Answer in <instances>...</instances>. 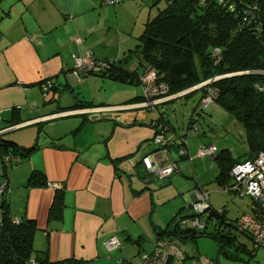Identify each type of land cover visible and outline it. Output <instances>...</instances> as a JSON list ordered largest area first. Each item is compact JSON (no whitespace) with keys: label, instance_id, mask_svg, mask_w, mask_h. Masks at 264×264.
Here are the masks:
<instances>
[{"label":"crops","instance_id":"1","mask_svg":"<svg viewBox=\"0 0 264 264\" xmlns=\"http://www.w3.org/2000/svg\"><path fill=\"white\" fill-rule=\"evenodd\" d=\"M102 5L101 0H0V130L5 132L0 137L22 147L36 145L19 163L11 162L6 169L10 192L4 199L13 217L35 221L33 245L47 250L50 262L75 259L99 264L104 253L125 249L126 241L141 243L138 250H142V243L148 240L150 251L157 232L171 219L154 214L159 204L156 191L172 180L177 182L178 177L172 178V174L168 182L152 185L138 164L142 155L155 149L150 145L154 134L150 121L161 115L170 132L179 135L169 119L157 105L140 107L141 93L112 103H96L97 99L88 101L70 88L66 79L70 77L66 72L73 70L74 52L84 55L91 50L93 58L108 60L95 51L101 37H95L94 32L107 26L104 17H99ZM78 37L83 38L79 44L74 41ZM61 73L67 81L63 88L72 99L64 103L46 100L60 91L56 84L63 80ZM43 80L52 82L46 93L39 85ZM79 103L86 105L75 106ZM149 110L157 115H148ZM30 125H37L40 133L15 132ZM200 143L214 144L198 139ZM128 156H132L129 161H122ZM172 158L178 172H193L195 159L187 160L189 167L181 158ZM33 170L44 174L47 185H28ZM56 189H62L63 203L58 219L49 214ZM191 197L193 203L194 191ZM112 235L120 237L122 244L107 250L105 242Z\"/></svg>","mask_w":264,"mask_h":264},{"label":"trees","instance_id":"2","mask_svg":"<svg viewBox=\"0 0 264 264\" xmlns=\"http://www.w3.org/2000/svg\"><path fill=\"white\" fill-rule=\"evenodd\" d=\"M138 39L137 49L130 51V54L137 55L142 68L140 72L128 70L127 67L121 66L118 60L96 59L100 63L99 69L88 73L98 71L102 77L139 85L138 76L144 71L145 65L149 64L158 74L163 75L169 87L168 94L181 92L215 76L234 73L189 91L184 96L197 90L201 91L203 96L207 88H216L218 96L214 103L243 128L248 144L245 159L264 152V74L243 73L264 70V0H167L166 8L160 12L156 20L147 23ZM215 49L219 51L218 61H215L216 56L213 54ZM140 98L142 99V96ZM85 105L79 103L75 106ZM152 122L164 123L167 126V134L174 140L185 138L186 134L171 133L168 122L161 115L150 121L151 127ZM191 125L192 123L190 128ZM35 148L36 145L22 147L12 140L0 137V163L6 154L17 156L21 161L22 157ZM158 148L156 146L151 151ZM166 148L169 153L171 148L177 150L175 146ZM179 158L186 159L180 155ZM238 161L239 159L231 156L227 148L217 150L215 153L214 162L218 167L216 181L224 189L229 186L225 185L230 178L229 171ZM8 166L4 168V175ZM171 175L167 178L170 179ZM28 185H47V181L41 171L33 170L28 178ZM60 191L62 189H56L49 209L50 216L57 219L60 218L63 207ZM252 202L253 215L261 214L260 208L253 200ZM209 206L207 215V212L204 214L196 212L192 204L181 207L166 225L160 228L156 240L164 237L179 244L186 242L195 237L197 230H205L208 220L213 221L217 233L231 235L225 210L222 208L219 211L210 204ZM187 209H191L192 212H187ZM201 215L205 216L202 227L181 223L186 219H200ZM14 218L3 198L0 205V264H30L31 259H34L36 264L82 263L75 259L50 262L47 250L34 252L33 239L37 230L35 221L17 218L16 222ZM194 256L196 255L193 252L191 257Z\"/></svg>","mask_w":264,"mask_h":264},{"label":"rangeland","instance_id":"3","mask_svg":"<svg viewBox=\"0 0 264 264\" xmlns=\"http://www.w3.org/2000/svg\"><path fill=\"white\" fill-rule=\"evenodd\" d=\"M166 6L167 0H126L120 4L102 5L99 17H104L107 26L102 30L97 29L94 32L95 37H101L100 40L96 41L95 51L98 50V55L102 54L101 57L108 58L109 61L118 60L117 62L121 66L127 67L128 70L140 72L142 68L140 67L137 55L134 53L130 54V51L137 49V45L139 44L138 38L145 30L147 23L156 20ZM74 41L79 44L83 41V38L78 37ZM66 51L67 49L63 52L65 53ZM69 51L71 58L73 52L72 50ZM88 52L92 53L91 56L93 58L91 50H86L84 55H80L77 52L72 54L71 62H73V70L74 57H85ZM94 60L96 59L94 58ZM70 73V71L66 72L67 77L70 75L69 78H66L65 73H61L63 74V80H60L56 84L60 88V91L53 98L52 96L45 97L46 100L50 98L53 101H60L61 103L67 101L68 98L71 100V93L63 88L67 81L70 88H73L77 93L80 92L88 101L97 99L96 103L102 101L103 103H112L116 101L115 99H126L127 97L140 94L138 85L108 81L103 79L98 71L93 72L92 75L87 77L83 75L82 78H78L80 72L78 74ZM88 77L91 79L83 83L85 78ZM174 94L169 95L172 96ZM184 94L174 97L173 101L168 103L158 104L156 108L160 113L165 114L178 134H186L185 138L187 139L191 154L195 155L198 139H200L205 143H214L218 150L227 148L231 156L239 159V161L245 159L248 144L245 140L242 126L215 103H211L207 108L203 109L200 104L201 91L197 90L187 96H184ZM50 104L55 105L53 102ZM155 113L156 111L153 110L148 111V115H157ZM190 123H193L196 128H190ZM30 126L32 127L23 126L16 128L15 132L25 135L26 132L34 130L36 135L40 133H38L37 125ZM4 133H0V136ZM41 136L43 137V132ZM150 145L153 148L159 147L152 140ZM170 156L179 158V154L174 148L170 149ZM194 159L192 167L188 163V159H179L180 162H187L189 167L193 168V172L186 174L175 171L172 178L177 176V182L172 180V183L170 182L168 185L157 188L156 200L159 204L155 207L154 214L157 215L159 213L161 219L169 220L181 207L192 203L191 194L193 191L200 189L201 185H203L202 189L208 193V203L211 207L217 210L224 208L227 218L234 219L242 213L253 214V202L250 196L237 193L234 190L228 191L216 181L218 167L211 160L210 156H197ZM146 178L148 181H151L150 184L152 185L158 182L159 184L168 182V178L157 179L155 176L147 173ZM187 212H192V210L187 209ZM204 219L205 216L201 215L200 222H203ZM228 228L232 232L231 235H226L222 232L217 233L213 221L208 220L205 230H197L193 239L180 242L185 255L190 256L183 261V264H192L196 258L209 260L215 264H264V249L252 251V243L246 234L239 233L233 227L229 226ZM118 238L122 240L120 237ZM139 244L134 245L126 241L125 249L121 248L122 251L118 249L113 253H104V259L99 264H125L127 261L135 263L139 254L147 251L151 245L146 240L144 244L142 243V250L141 248L138 250ZM33 248L34 252H37L39 249L35 244ZM193 252L196 256L191 257ZM181 263V261L179 263L175 262V264ZM81 264L87 263L82 262Z\"/></svg>","mask_w":264,"mask_h":264},{"label":"built area","instance_id":"4","mask_svg":"<svg viewBox=\"0 0 264 264\" xmlns=\"http://www.w3.org/2000/svg\"><path fill=\"white\" fill-rule=\"evenodd\" d=\"M125 0H101L103 4L114 5ZM79 40V39H77ZM216 56L215 61L219 59V51L215 49L213 52ZM100 63L88 52L85 57H74V70L72 73L80 75L78 78H82L85 73L99 69ZM243 73H259L264 74L262 71H244ZM232 75V74H229ZM222 77L215 76L207 80V84ZM138 83L142 101L140 107L153 108V106L169 99L171 96L168 94L169 87L166 81L163 79L162 74L158 72L149 64H146L144 71L138 76ZM51 80H43L40 84L42 92L48 90L51 85ZM218 91L216 88H207L206 92L200 99V104L203 109L207 108L209 104L214 103ZM102 108H91L90 110H101ZM153 137L152 142L159 146L157 150L150 151L142 155L138 159V163L142 165L145 172L151 174L158 179H165L173 172L177 171V163L170 158L169 150L166 146L177 148V153L180 156L185 157L189 161H192L194 157L200 156H214L217 152L215 144H203L200 143L197 146L195 155L191 154L189 145L186 138H177L174 140L168 135L167 126L162 122H152ZM194 126L192 123L191 128ZM6 130V129H5ZM0 130V133H3ZM132 156L125 158L122 161H129ZM11 162H20V158L13 156L12 154H6L1 158L2 167H0V197L5 198L10 192V186L6 175L3 174L4 168H6ZM231 178V184L225 189L228 191H236L250 196V198L260 208L261 214L254 216L253 214H242L233 221H227L230 227H233L236 231L242 234H246L252 243V249H264V152H259L253 158H247L234 163L229 171ZM195 200L192 203V208L199 214L207 212L209 206L208 193L201 187L194 191ZM221 211V209H219ZM208 212L206 213V215ZM14 221H18L14 218ZM184 225H190L192 227H202L203 223L198 218L186 219L181 222ZM228 226V227H229ZM121 241L116 236H111L106 242L105 247L107 250H113L120 247ZM190 256L185 255L179 243L169 239L158 238L150 251H143L139 254L135 263L127 261L125 264H175V262H182ZM30 264H36L34 259L30 260ZM192 264H215L209 260H200L196 258Z\"/></svg>","mask_w":264,"mask_h":264},{"label":"water","instance_id":"5","mask_svg":"<svg viewBox=\"0 0 264 264\" xmlns=\"http://www.w3.org/2000/svg\"><path fill=\"white\" fill-rule=\"evenodd\" d=\"M206 83H208V82L205 81V82L200 83V84H198V85H196V86H193V87H191V88H189V89H187V90H184V91H181V92H179V93H176L175 96H178V95H180V94L186 93V92H188V91H190V90H192V89H195V88H197V87H200L201 85H204V84H206ZM211 158H213V156H212Z\"/></svg>","mask_w":264,"mask_h":264},{"label":"clouds","instance_id":"6","mask_svg":"<svg viewBox=\"0 0 264 264\" xmlns=\"http://www.w3.org/2000/svg\"><path fill=\"white\" fill-rule=\"evenodd\" d=\"M232 75L234 74V73H231ZM229 74H226V75H221L222 77L223 76H228ZM207 81V80H206ZM205 82V81H204ZM201 83H203V82H201ZM200 84V83H199ZM207 84V83H206ZM198 85V84H197ZM205 85V84H204ZM196 86V85H195ZM201 86H203V85H201ZM198 88V87H197ZM189 89V88H188ZM196 89V88H195ZM192 90H194V89H192ZM192 90H190V91H192ZM189 92V91H188ZM187 93V92H186ZM184 94V93H183ZM172 97H177V96H175V94L174 95H172L170 98L172 99ZM168 100V99H167ZM214 157V156H213ZM147 173V172H146Z\"/></svg>","mask_w":264,"mask_h":264}]
</instances>
